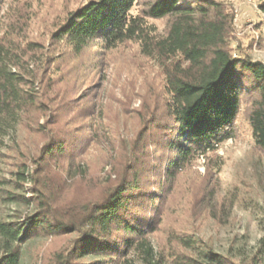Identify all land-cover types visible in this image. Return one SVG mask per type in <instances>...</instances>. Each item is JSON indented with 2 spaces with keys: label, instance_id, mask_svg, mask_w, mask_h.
Listing matches in <instances>:
<instances>
[{
  "label": "trees",
  "instance_id": "16d2710c",
  "mask_svg": "<svg viewBox=\"0 0 264 264\" xmlns=\"http://www.w3.org/2000/svg\"><path fill=\"white\" fill-rule=\"evenodd\" d=\"M139 1L88 0L54 31L74 54L95 40L106 49L137 40L141 52L162 68L170 123L161 128L156 117L147 119L119 168L110 166L114 175L106 171L104 180L89 177L83 160L96 134L94 115L78 121L73 100L61 96L49 105L23 88L24 79L0 57V138L18 124L39 138L31 158L19 151L23 157L18 154L12 172L16 188L23 191L28 183L29 194L1 196L31 210L0 212V264H21L22 244L35 236L67 237L65 246L43 256L40 264H115L126 262L130 252L140 253L144 264H264V237L245 261L221 255L186 233L167 232L157 248L150 241L179 168L231 137L243 98L250 102L253 142L264 152V64L231 50L233 16L225 3L142 0L140 13L132 14ZM258 9L264 15V0ZM145 17H166L165 32L157 33ZM157 128L161 139L152 138ZM159 149L167 154L163 161ZM89 255L94 259L86 262Z\"/></svg>",
  "mask_w": 264,
  "mask_h": 264
},
{
  "label": "rangeland",
  "instance_id": "374dc122",
  "mask_svg": "<svg viewBox=\"0 0 264 264\" xmlns=\"http://www.w3.org/2000/svg\"><path fill=\"white\" fill-rule=\"evenodd\" d=\"M87 1L0 0V57L11 72L24 79L23 88L49 105L61 96L73 100L78 121L85 123L88 113L94 115L96 134L83 160L89 164V177L104 180L106 171L114 175L110 166L119 168L124 152L147 119L156 117L157 127L163 128L170 118L164 109L167 95L162 68L141 52L137 40L123 41L109 49L100 47L95 40L81 53L74 54L64 40L55 38L54 31L68 13ZM141 1L132 8V14L140 13ZM217 1L225 3L233 16L229 43L233 53L246 54L264 64V15L258 9L260 0ZM144 21L160 34L165 32L168 22L166 17H145ZM249 103L242 99L231 137L179 168L165 196L159 229L150 235L154 248L164 242L167 232L175 231L193 235L234 261H245L257 250L264 237V152L255 146L251 136ZM161 128L153 129L155 136L150 134V139H161ZM38 139L30 128L19 124L0 138L3 215H24L31 210L30 206L5 201L1 196L5 191L29 194L28 183L23 191L16 188L12 172L20 158L19 151L31 158ZM162 152L159 149V161L167 156ZM66 240L67 237L39 236L29 239L21 247V264H40L43 256L64 247ZM93 259L89 255L85 261ZM115 264L144 262L140 253L130 252L126 262Z\"/></svg>",
  "mask_w": 264,
  "mask_h": 264
}]
</instances>
